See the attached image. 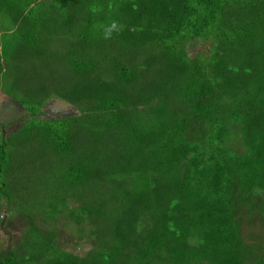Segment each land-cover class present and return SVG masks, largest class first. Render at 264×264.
<instances>
[{
    "label": "trees",
    "instance_id": "1",
    "mask_svg": "<svg viewBox=\"0 0 264 264\" xmlns=\"http://www.w3.org/2000/svg\"><path fill=\"white\" fill-rule=\"evenodd\" d=\"M4 26L21 74L58 61L76 76L43 77L44 102L84 106L70 123L30 120L42 154L26 152L27 125L4 130L0 194L14 163L54 156L64 185L46 205L57 217L74 203L92 249L59 251L49 235L0 264H264V0H0Z\"/></svg>",
    "mask_w": 264,
    "mask_h": 264
},
{
    "label": "rangeland",
    "instance_id": "2",
    "mask_svg": "<svg viewBox=\"0 0 264 264\" xmlns=\"http://www.w3.org/2000/svg\"><path fill=\"white\" fill-rule=\"evenodd\" d=\"M6 27L0 28V63L4 70L10 69L11 71L3 78L0 76V139L4 137V130L7 137L14 131H16L14 135L19 137L17 130L21 126L27 125L25 128L29 130L30 143H27L26 152L35 156L41 151V137L36 133L37 127L31 126L30 120L35 119L33 123L39 122L41 127H45L47 124L44 122L48 123L47 121L65 119L70 123L73 118L81 120L83 114H81L80 107L83 104L73 105L60 101L55 98L50 87L47 88L44 95L51 93L47 96V101L44 102L45 97L41 93V87L45 81L43 77L46 76L60 82L61 80L65 81L68 75L73 78L76 76L71 72L60 70L58 61L35 63V69L25 64L24 70L27 71V74H21L22 70L15 69V62L8 58L7 52H4L7 42L13 44L18 37L15 29H6ZM12 46L16 47V45ZM201 49L206 52L204 48L199 47L195 52H201ZM10 55H13V50ZM45 64L46 68H44ZM61 85L62 83H59L54 87V90ZM29 95H36L39 98L31 99ZM82 134L84 137L85 132L83 131ZM238 134L237 132L230 138L228 143L237 152H242ZM55 159L54 156L46 158L45 163L50 166H46L45 163V166L42 165L43 162L38 157L29 158L28 164L25 160L22 164L16 162L13 164L15 170L10 172V177H2V183L6 185L4 191L6 195H9V200L0 194V254L15 249L18 243L22 245L21 243L24 241L31 242L32 239H36L42 243V240L49 238V235L53 236L51 238H54V243L59 251L82 257L92 249L91 238L79 231L82 224L78 225L73 218L67 215L70 213L69 206H74V203H67L57 217L46 205L45 196H49L54 189L61 187L60 183L64 185L62 179L58 177L57 170L51 168L55 165ZM55 185L58 186L54 188ZM27 218H33L34 225H30ZM253 231H258V234L262 233L260 229L247 231L245 233L247 244L253 241V239L251 240ZM44 232H47L48 235ZM259 245L262 246L264 253V239L259 241Z\"/></svg>",
    "mask_w": 264,
    "mask_h": 264
},
{
    "label": "clouds",
    "instance_id": "3",
    "mask_svg": "<svg viewBox=\"0 0 264 264\" xmlns=\"http://www.w3.org/2000/svg\"><path fill=\"white\" fill-rule=\"evenodd\" d=\"M113 30H118V29H116V26L115 25H113L111 28H109V29H106V31H105V38L107 39V38H111V33H112V31Z\"/></svg>",
    "mask_w": 264,
    "mask_h": 264
}]
</instances>
